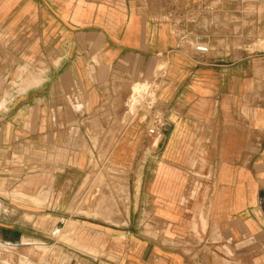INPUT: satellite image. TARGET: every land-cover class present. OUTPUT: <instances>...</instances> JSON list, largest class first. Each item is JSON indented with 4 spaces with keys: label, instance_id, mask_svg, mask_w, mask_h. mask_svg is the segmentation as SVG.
Wrapping results in <instances>:
<instances>
[{
    "label": "crops",
    "instance_id": "crops-1",
    "mask_svg": "<svg viewBox=\"0 0 264 264\" xmlns=\"http://www.w3.org/2000/svg\"><path fill=\"white\" fill-rule=\"evenodd\" d=\"M0 102V264H264V0H0Z\"/></svg>",
    "mask_w": 264,
    "mask_h": 264
},
{
    "label": "rangeland",
    "instance_id": "rangeland-1",
    "mask_svg": "<svg viewBox=\"0 0 264 264\" xmlns=\"http://www.w3.org/2000/svg\"><path fill=\"white\" fill-rule=\"evenodd\" d=\"M120 174L118 167L109 161H90L84 172L83 181L73 198L77 205L71 209V212L98 216L107 222H113L115 218L122 217L124 213L122 205L124 206L128 194L127 180ZM43 195L44 201L47 194ZM48 218L49 216L44 217L43 220ZM70 222L68 220V225L62 230L63 235L72 230Z\"/></svg>",
    "mask_w": 264,
    "mask_h": 264
},
{
    "label": "built area",
    "instance_id": "built-area-1",
    "mask_svg": "<svg viewBox=\"0 0 264 264\" xmlns=\"http://www.w3.org/2000/svg\"><path fill=\"white\" fill-rule=\"evenodd\" d=\"M195 49L199 52H207L208 46L203 43L195 45ZM167 123V118L164 113L153 111L148 119L146 132L149 136H160Z\"/></svg>",
    "mask_w": 264,
    "mask_h": 264
},
{
    "label": "water",
    "instance_id": "water-1",
    "mask_svg": "<svg viewBox=\"0 0 264 264\" xmlns=\"http://www.w3.org/2000/svg\"><path fill=\"white\" fill-rule=\"evenodd\" d=\"M259 197H260V205L262 206V208L264 209V206H263V202L262 201H264V191L263 190H261L260 192H259Z\"/></svg>",
    "mask_w": 264,
    "mask_h": 264
},
{
    "label": "bare ground",
    "instance_id": "bare-ground-1",
    "mask_svg": "<svg viewBox=\"0 0 264 264\" xmlns=\"http://www.w3.org/2000/svg\"><path fill=\"white\" fill-rule=\"evenodd\" d=\"M1 103V102H0Z\"/></svg>",
    "mask_w": 264,
    "mask_h": 264
}]
</instances>
